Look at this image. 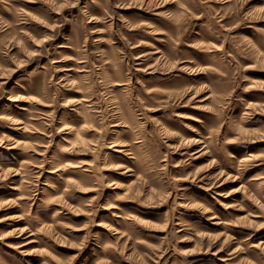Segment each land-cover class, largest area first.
<instances>
[{
	"label": "rangeland",
	"instance_id": "obj_1",
	"mask_svg": "<svg viewBox=\"0 0 264 264\" xmlns=\"http://www.w3.org/2000/svg\"><path fill=\"white\" fill-rule=\"evenodd\" d=\"M0 264H264V0H0Z\"/></svg>",
	"mask_w": 264,
	"mask_h": 264
}]
</instances>
